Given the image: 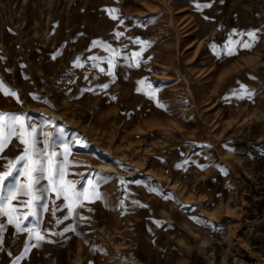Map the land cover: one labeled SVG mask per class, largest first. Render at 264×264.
Segmentation results:
<instances>
[{
    "label": "rangeland",
    "instance_id": "1",
    "mask_svg": "<svg viewBox=\"0 0 264 264\" xmlns=\"http://www.w3.org/2000/svg\"><path fill=\"white\" fill-rule=\"evenodd\" d=\"M254 29L251 49L234 44L227 55L230 32ZM137 38L149 46L129 68ZM102 45L120 52L114 79L99 71L111 55ZM77 57L84 67L72 66ZM0 81L22 101L0 93V112L52 133L57 152L67 144L78 188L111 177L103 201L58 226L41 211L42 230L75 231L46 232L51 242L19 264H264V184L248 156L264 129V0H0ZM241 84L250 99L233 95ZM148 85L155 100L136 91ZM26 238L8 226L0 264H12Z\"/></svg>",
    "mask_w": 264,
    "mask_h": 264
},
{
    "label": "snow or ice",
    "instance_id": "2",
    "mask_svg": "<svg viewBox=\"0 0 264 264\" xmlns=\"http://www.w3.org/2000/svg\"><path fill=\"white\" fill-rule=\"evenodd\" d=\"M211 7L212 3L197 5L198 10ZM105 11L112 20L118 21L121 25L124 23L123 19L119 17L118 9L106 8ZM204 19L208 20L210 18L205 16ZM258 32V29L247 32H236V30L230 32L225 45L227 55L235 54V49L231 47L234 44H238L245 49H251L253 44L259 39ZM123 35V32L115 33L117 39ZM234 35L239 37L246 36L247 39L234 41ZM133 43L141 45L140 51L131 54V62H128V56H125L124 60L127 67L138 68L140 67L141 54L149 46V42L141 41L137 38ZM92 46H100V42L93 41ZM102 46L105 51L111 53L109 57L103 58L108 64V70L99 68L98 63L95 62L98 59L97 57H90L89 59L94 61L92 64L93 68H99L100 73L114 79V69L117 67L115 58L120 56V52L112 49L109 45ZM56 55L58 56L60 53L57 52ZM55 58L54 56L53 59ZM72 66L82 68L84 64L80 62V57H77ZM85 79H87V76H85ZM144 83V79L137 81L138 85H143ZM101 87L106 89L108 84H103ZM136 91H144V94L149 96L150 99H156L155 90L151 88V85H148V90L146 91L140 87H137ZM0 93L5 97L15 98L17 103H22L17 93L7 88L2 81H0ZM233 95L237 99H243L245 96L250 99L253 93L241 84L240 91L234 90ZM33 99L38 98L33 96ZM157 107H164V105L157 102ZM41 136L44 137L43 140L40 139ZM51 137L52 133L44 131L40 125L28 122L24 115L0 112V160L5 162L3 170H0V251L4 250L5 232L8 226L14 227L16 235L20 233L27 234V238L23 242V250L13 259L12 264H19L33 249L40 248L42 242L47 241L46 232L49 235H63L64 232L75 231L71 225L65 227L63 232H55L51 229L42 230L40 228L42 223L40 218L41 211L51 212L55 226H58L64 221L78 216L77 209L84 208L86 202L103 201L106 196L105 193L99 190V187L100 184L106 183L111 177L98 174L95 180H89L87 186L81 190L78 188V181L68 179V169L73 163L69 160L71 155L70 148L67 144H64L60 146L62 151L57 152L55 150L57 145L51 142ZM41 144L43 145L42 147L40 146ZM9 148L17 150L19 154L12 158L4 156L3 154ZM41 181H47V183L42 185ZM148 190L150 192L155 191L152 188ZM50 194L54 195L55 199H46ZM61 200L62 203L58 204L57 201ZM64 209H66V214L63 218L57 217V212ZM88 211H92V209L89 208ZM30 217L34 218L33 225L31 227L24 226ZM80 219L85 220L86 217L80 216ZM197 222L200 221L197 220ZM33 240L35 243H32Z\"/></svg>",
    "mask_w": 264,
    "mask_h": 264
},
{
    "label": "crops",
    "instance_id": "3",
    "mask_svg": "<svg viewBox=\"0 0 264 264\" xmlns=\"http://www.w3.org/2000/svg\"><path fill=\"white\" fill-rule=\"evenodd\" d=\"M259 146L256 149V153L249 154V158H253V162L257 163L258 171L260 173V180L264 184V129H261V134L259 135Z\"/></svg>",
    "mask_w": 264,
    "mask_h": 264
},
{
    "label": "bare ground",
    "instance_id": "4",
    "mask_svg": "<svg viewBox=\"0 0 264 264\" xmlns=\"http://www.w3.org/2000/svg\"><path fill=\"white\" fill-rule=\"evenodd\" d=\"M203 11V10H202ZM208 14H209V12H208ZM199 16V15H198ZM202 16H203V14H202ZM206 16H208V15H206ZM200 18H201V16H199ZM201 20H202V18H201ZM202 21H204V20H202ZM206 21V20H205ZM198 46H200V45H198ZM236 73H237V71H236ZM215 84V83H214ZM219 84V83H218ZM217 84V85H218ZM214 88V87H213ZM215 89V88H214ZM212 90V89H211ZM216 91V90H215ZM201 93V92H200ZM193 94V93H192ZM200 95V94H199ZM200 96H202V95H200ZM194 97V96H193ZM202 98V97H201ZM196 102V101H195ZM198 105V104H197ZM93 151L96 153V154H98L100 157H105V154L102 152V151H100L99 149H97V148H93ZM114 165H115V163H114ZM116 166V165H115Z\"/></svg>",
    "mask_w": 264,
    "mask_h": 264
}]
</instances>
